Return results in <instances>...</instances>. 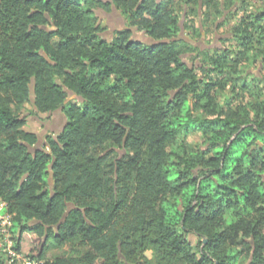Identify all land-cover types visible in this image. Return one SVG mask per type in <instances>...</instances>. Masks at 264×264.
I'll return each mask as SVG.
<instances>
[{"label":"trees","instance_id":"16d2710c","mask_svg":"<svg viewBox=\"0 0 264 264\" xmlns=\"http://www.w3.org/2000/svg\"><path fill=\"white\" fill-rule=\"evenodd\" d=\"M204 1L213 14L229 5L178 0V18L174 0H0V200L18 252L42 264H264V88L237 80L264 66V0L231 28L236 48L210 54L185 35L202 36L212 15L197 29L190 15ZM111 6L127 25L105 39L95 10ZM230 85L252 98L218 103ZM30 102L65 117L40 149L19 115ZM196 133L205 149L185 145ZM50 243L71 254L46 259Z\"/></svg>","mask_w":264,"mask_h":264},{"label":"rangeland","instance_id":"374dc122","mask_svg":"<svg viewBox=\"0 0 264 264\" xmlns=\"http://www.w3.org/2000/svg\"><path fill=\"white\" fill-rule=\"evenodd\" d=\"M175 2V11L176 14L179 17L183 14V6L182 4L178 3V0H174ZM211 1L210 3L214 5V7L219 8V6L222 3V0H207ZM205 4L202 6L200 10V15L197 14V7L194 9V13L190 15L191 17V24L193 28L197 29L198 26H200V23L203 19L202 15L204 14H210L212 15L209 23L207 24V27L201 26V31L203 32L204 36L203 38H199L195 31L192 28H187L185 30V35L193 39L194 41H199V44L202 46V48H208L209 54L213 52V48L216 47L218 49H221L223 47L225 48H236L235 47V41L231 40V28L235 26L237 23V20L241 18V15H245V12L247 10H253L261 8V3H259L256 0H227L228 7L231 10V14L228 15L227 8L226 10H223L221 13L213 14L208 7V2L204 1ZM238 3V4H236ZM210 4V7H211ZM235 4V5H234ZM234 5V6H233ZM238 5L239 8L235 10V6ZM241 6V8H240ZM252 7V8H251ZM214 9V8H213ZM95 14L97 16V21L101 25L105 27V29L100 33V36L105 39H110L113 35V33L116 30L122 29L123 27H126V21L125 19L118 14L112 7L108 10H103L101 8H97L95 10ZM196 12V13H195ZM185 19H183L184 21ZM217 24L218 26L213 27V25ZM132 30V38L135 40H140L144 43L148 42L147 36L145 34L135 28H131ZM179 49L181 52V59L188 67H194L197 71L198 76H203V74L207 75L210 74V71H208V67H206L207 71H200L198 70V66H200L202 62V56L199 54L197 49H192V47L179 43ZM208 65V64H207ZM253 76L259 77L260 80H258L259 87L264 88V66L259 65V62H251L249 64H246L245 67L242 68L240 71L237 80L245 81L247 83H256L255 80H253ZM232 85L227 86L225 89V92H219L217 96L218 103H222V101L225 98H229L231 101L232 106L235 107L236 104H238L240 101L245 102L247 99H251L252 96L250 95L249 89H239V88H231ZM235 89V90H234ZM80 99L76 97L74 94L70 93L68 94L67 101L72 99ZM32 101V99H31ZM19 115L21 117L26 118V123L23 126V129L28 132H33L37 134L39 137L38 141V147H42L44 145V139L48 135H55L63 126L65 122V117L62 114L61 111L58 109L55 110L51 114H42L39 115L37 112H34L32 102L26 103L23 108L20 110ZM185 145L189 149H196L198 147L205 149L206 146L203 143L202 138L199 134H194L188 137L187 142ZM52 189V182L49 186ZM1 201V200H0ZM188 240L191 242L192 245H196L199 241V238L194 233H189L187 235ZM74 249V248H73ZM71 245H64L61 247H55L52 243L49 244L45 251V258L46 259H53L56 256L60 255H70L71 252ZM75 254V253H72ZM145 255L148 258L152 257L151 251H146ZM249 256L243 255L238 264H248Z\"/></svg>","mask_w":264,"mask_h":264},{"label":"built area","instance_id":"2783aa9c","mask_svg":"<svg viewBox=\"0 0 264 264\" xmlns=\"http://www.w3.org/2000/svg\"><path fill=\"white\" fill-rule=\"evenodd\" d=\"M12 226V214L6 211L5 202L0 201V259L6 264H42L41 260L30 259L15 249Z\"/></svg>","mask_w":264,"mask_h":264},{"label":"water","instance_id":"95a60500","mask_svg":"<svg viewBox=\"0 0 264 264\" xmlns=\"http://www.w3.org/2000/svg\"><path fill=\"white\" fill-rule=\"evenodd\" d=\"M102 1H110V0H102ZM112 8L118 13V11H117L113 6H112ZM118 14H119V13H118ZM123 28H124V27H123ZM181 33H182V31H181ZM147 38H148V42H146L147 44H155V43L165 42V40H163V41H155V40H153V39H151V38H149V37H147ZM182 38L185 39V40H186L187 42H189V43L195 44L193 41H191L190 39L186 38L185 36H182ZM42 55H43L44 57H46V55H45L44 53H42ZM29 87H30V99H32V98H33V85L30 84ZM67 93L70 94L71 92H70V91H67ZM58 110L61 111V108H59ZM39 115H42V114L39 113ZM64 126H65V122H64L63 126L61 127V129H60L58 132L62 131L63 128H64ZM38 139H39V137H38ZM26 146L28 147V150H29V151H31V152L34 151V147H30V146H28V145H26ZM36 146L38 147V142H37ZM38 148H39V147H38ZM39 149H40V148H39ZM48 181H49V183H51V175H50ZM204 242H206V239H204ZM43 244H44V240L42 241V246H43Z\"/></svg>","mask_w":264,"mask_h":264},{"label":"flooded vegetation","instance_id":"af4514ba","mask_svg":"<svg viewBox=\"0 0 264 264\" xmlns=\"http://www.w3.org/2000/svg\"><path fill=\"white\" fill-rule=\"evenodd\" d=\"M111 7H112V6H111ZM203 36H204V34H202V36L200 37V39L203 38ZM195 42H196V47H198V48L201 49V50L204 49V48H202V46L199 44V41H195ZM53 112H54V111H53ZM53 112H49V113H47V115H48V114H51V113H53ZM38 114H39V113H38ZM57 133H58V132H57ZM57 133H56V134H57ZM38 141H39V139H38ZM38 141H37V142H38Z\"/></svg>","mask_w":264,"mask_h":264}]
</instances>
